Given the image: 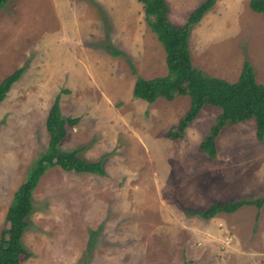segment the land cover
<instances>
[{
    "label": "rangeland",
    "instance_id": "1",
    "mask_svg": "<svg viewBox=\"0 0 264 264\" xmlns=\"http://www.w3.org/2000/svg\"><path fill=\"white\" fill-rule=\"evenodd\" d=\"M104 1L10 0L0 10V82L22 69L0 102V232L47 147L45 119L59 95L62 117L79 120L59 149L101 161L104 174L45 171L20 264H264V204L209 220L185 213L262 197L264 137L256 139L253 120L227 125L208 157L199 145L220 110L205 105L180 140L167 139L189 98L132 96L136 76L167 73L165 53L137 0H108L113 13ZM166 1L169 21L181 26L205 0ZM248 4L215 0L190 27L188 48L206 75L235 82L247 61L264 86V14Z\"/></svg>",
    "mask_w": 264,
    "mask_h": 264
},
{
    "label": "trees",
    "instance_id": "2",
    "mask_svg": "<svg viewBox=\"0 0 264 264\" xmlns=\"http://www.w3.org/2000/svg\"><path fill=\"white\" fill-rule=\"evenodd\" d=\"M10 0H0V10ZM143 9L144 22L155 35L165 53L167 73L151 79L136 76L132 87V96L147 103L158 98L167 101L177 96L189 98V106L184 115L165 134L169 140H180L184 130L195 119L205 105L220 110L208 134L200 142V149L208 157L216 156V138L227 125H235L243 121L253 120L255 137H264V86L255 81V75L249 64L243 63L239 77L235 82L211 77L195 68L191 62L188 48L189 29L198 24L209 11L215 0H205L198 5L181 26L173 25L168 19L166 0H137ZM249 9L264 14V0H249ZM109 50L111 47L108 46ZM113 55H118L112 51ZM127 59V58H126ZM128 60V59H127ZM129 68L134 73L129 62ZM22 74L17 69L0 82V102H2L12 85ZM60 96L56 95L46 119L45 129L48 135L47 147L40 153L30 167L25 180L15 191L7 208L4 223L0 232V264H20V255L28 258L29 253L21 243L22 234L27 227V217L32 211V193L45 171L51 167H59L65 172L77 174L103 175L101 161L89 162L81 159L78 150L63 151L59 144L68 130L74 128L78 118H63L60 111ZM264 204V195L254 200H241L225 203H212L204 210L186 211L188 216L209 220L220 213L232 214L243 206H254L260 209Z\"/></svg>",
    "mask_w": 264,
    "mask_h": 264
},
{
    "label": "crops",
    "instance_id": "3",
    "mask_svg": "<svg viewBox=\"0 0 264 264\" xmlns=\"http://www.w3.org/2000/svg\"><path fill=\"white\" fill-rule=\"evenodd\" d=\"M104 2H106L107 3V6H108V8L111 10V12L113 13V11H114V9H115V5L111 2V3H109V1L108 0H105ZM241 9V8H240ZM247 11L248 12V9L246 8L245 9V7H244V11ZM109 12V11H108ZM253 13H255V12H253ZM255 14H257V13H255ZM254 14V15H255ZM253 15V14H252ZM259 15H263V14H259Z\"/></svg>",
    "mask_w": 264,
    "mask_h": 264
}]
</instances>
